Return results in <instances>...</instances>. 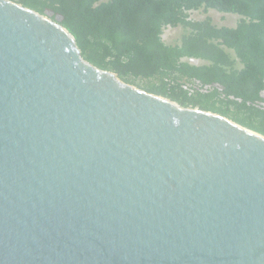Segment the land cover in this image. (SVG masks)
<instances>
[{"label": "water", "instance_id": "water-1", "mask_svg": "<svg viewBox=\"0 0 264 264\" xmlns=\"http://www.w3.org/2000/svg\"><path fill=\"white\" fill-rule=\"evenodd\" d=\"M0 264H264V136L0 0Z\"/></svg>", "mask_w": 264, "mask_h": 264}, {"label": "trees", "instance_id": "trees-1", "mask_svg": "<svg viewBox=\"0 0 264 264\" xmlns=\"http://www.w3.org/2000/svg\"><path fill=\"white\" fill-rule=\"evenodd\" d=\"M12 1L61 23L87 61L123 82L264 136V0ZM210 9L242 18L234 28L190 19ZM168 27L182 28L177 44L163 41Z\"/></svg>", "mask_w": 264, "mask_h": 264}, {"label": "rangeland", "instance_id": "rangeland-1", "mask_svg": "<svg viewBox=\"0 0 264 264\" xmlns=\"http://www.w3.org/2000/svg\"><path fill=\"white\" fill-rule=\"evenodd\" d=\"M190 19L192 20H204L207 17H211L213 23L217 26H227L234 28L237 26L238 22L241 20V16L237 14H225L218 12L216 10L210 9L205 12V10L192 11L189 12ZM182 28H165L162 39L166 44H177L182 36ZM146 84V83H143ZM138 87L137 85H135ZM139 88V87H138Z\"/></svg>", "mask_w": 264, "mask_h": 264}, {"label": "built area", "instance_id": "built-area-1", "mask_svg": "<svg viewBox=\"0 0 264 264\" xmlns=\"http://www.w3.org/2000/svg\"><path fill=\"white\" fill-rule=\"evenodd\" d=\"M190 62L192 63H197L194 59H190ZM182 89L186 91L189 95H193L195 92V89L187 84H182L181 85Z\"/></svg>", "mask_w": 264, "mask_h": 264}]
</instances>
